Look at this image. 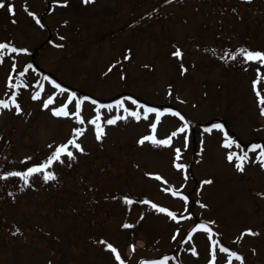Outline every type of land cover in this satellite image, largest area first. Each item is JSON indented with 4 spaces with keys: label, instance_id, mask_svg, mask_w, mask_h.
I'll return each instance as SVG.
<instances>
[{
    "label": "rangeland",
    "instance_id": "rangeland-1",
    "mask_svg": "<svg viewBox=\"0 0 264 264\" xmlns=\"http://www.w3.org/2000/svg\"><path fill=\"white\" fill-rule=\"evenodd\" d=\"M2 2L0 264H264V0ZM78 129L55 179L9 175Z\"/></svg>",
    "mask_w": 264,
    "mask_h": 264
},
{
    "label": "snow or ice",
    "instance_id": "snow-or-ice-1",
    "mask_svg": "<svg viewBox=\"0 0 264 264\" xmlns=\"http://www.w3.org/2000/svg\"><path fill=\"white\" fill-rule=\"evenodd\" d=\"M85 3H91L93 2V0H84ZM5 7V4L2 2V0H0V8H3ZM8 11L10 13H13V8L11 6L8 7ZM31 15V13H29ZM15 22V21H13ZM5 49H9L11 52H16L17 49L15 47H10V45L8 44H2L0 43V63L3 62V52ZM174 55L176 57H180L182 54L180 52L179 49H177V51L174 53ZM245 59L248 60V61H252V60H258V61H264V54H261V53H252V52H246L245 54ZM13 69H15V65H13ZM20 75H24V73H20ZM9 80H11V77H9ZM9 87H12L11 84H9ZM259 95V94H258ZM40 98V93L37 92L33 95L32 99H39ZM53 98H49L47 99L45 102H44V107L45 108H48L49 105H51L53 103ZM12 103H13V106L16 108V111L17 113L19 114L20 112V107L19 105L15 104V94H13V97H12ZM261 104H264V99H262L260 101ZM66 105L59 108V109H53L52 110V114L54 116H69L70 113L66 110ZM0 108H3V109H7L9 108V104L7 102H4V101H0ZM127 111V110H126ZM154 111L153 109H148L146 108L145 109V116L144 118L146 119L147 118V113L149 112H152ZM80 113V103L78 102L77 105H76V112L73 113L72 115H74L77 119V122L78 123H81L83 124L84 123V120L80 117L79 115ZM262 115H264V109H262V112H261ZM129 116H133L137 119H140V116L137 112H129L128 113ZM163 115V113H157V122H159V118L160 116ZM172 115H176V113H172ZM125 117H116L115 119H108L106 121L107 124H115L116 123V120L117 119H124ZM100 120V115L99 113L97 114L96 118L94 120H89L88 122L91 123V124H94L95 127H96V135H97V139H101V137L103 136V129L101 127V125L99 123H97V121ZM187 125H185L184 127H182L181 129H179L178 131L179 132H183L185 131ZM219 127V126H217ZM152 129H153V132H155V129H156V123H153L152 124ZM83 135V130L82 129H78V130H74V139H71L68 141V144L66 145H61L59 147H57L56 151L53 153V156L49 158V160L47 161L46 164L44 165H41L39 167H33V168H30L26 173L24 174H21V173H17V172H12L10 173L9 175H13V176H21V178L24 180V183L27 185L28 184V177L31 176L32 174L34 173H44V180L47 182L49 180H53L55 179V176L52 174V173H49V172H45V169L50 167L53 163L54 160H60V157H61V154H65L67 155V157L69 159H74V156H73V153L71 151H68L67 148H68V145H72L74 148H76L78 151L80 152H83V148L81 147L80 144H78L76 142V139L79 138V136ZM177 135L176 132L172 133V136H175ZM146 140L148 141H151L152 143L154 144H162V145H165V146H168L170 145V142H171V137H169V139L167 140H156L154 139L153 136H146L144 137L141 141H139V143L143 144ZM231 146V141H228L225 143L224 147H230ZM234 156L235 154L234 153H229V155L227 156V159L229 160V162H232L233 159H234ZM177 159H179V149H177ZM237 160H239L240 162L236 164V167L238 170L240 171H243L244 168H243V164L244 162L247 160V154L243 155V156H239V157H236ZM257 161L261 164L262 167H264V150H261L260 152V155L257 156ZM183 165H177V168H182ZM157 179H159V177H157ZM204 183H211V181H205ZM175 195V193H173ZM126 203H132V201L128 200L126 201ZM143 203L147 204L149 203V201H143ZM152 208L154 209H157L158 211L160 212H165L166 210L164 208H157V205L155 204H152L151 205ZM203 207V205H201ZM167 214L173 219V220H176L177 217L171 213V212H167ZM124 228H131L133 227L132 225H129V224H124L123 225ZM202 229H204L205 231H209V229H207V226L205 225H201L200 226ZM249 234H254V233H249ZM191 237H189L190 239ZM209 239H211V235L209 236ZM101 243H103V241H101ZM215 243V242H214ZM108 248L113 252V253H116V249L113 248L110 244L108 245ZM221 252H226L227 249L221 247L219 249ZM133 251H135L134 247H133ZM192 254L193 255H196V250L195 248L192 249ZM236 259L238 260H241V264H243V261H242V258L239 257V256H236L235 257ZM116 259L117 260H120V256L119 254L116 255ZM121 264H123V262L121 261ZM140 264H145L144 261H141Z\"/></svg>",
    "mask_w": 264,
    "mask_h": 264
},
{
    "label": "trees",
    "instance_id": "trees-1",
    "mask_svg": "<svg viewBox=\"0 0 264 264\" xmlns=\"http://www.w3.org/2000/svg\"><path fill=\"white\" fill-rule=\"evenodd\" d=\"M120 95L121 94H118V95L114 96L113 98H111V100H115V98H118ZM100 100L98 102L103 101V100H101V101ZM263 148H264V146H263ZM48 158H49L48 155H45V154L42 155V154H40L39 157H38V159H36V158L35 159H28V166L27 167L24 166L25 167V170L24 171L27 172L30 168L39 167L41 165L46 164ZM49 169H51V167L46 168L45 169V172H47Z\"/></svg>",
    "mask_w": 264,
    "mask_h": 264
}]
</instances>
